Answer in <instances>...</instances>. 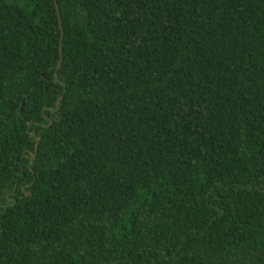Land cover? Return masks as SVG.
I'll list each match as a JSON object with an SVG mask.
<instances>
[{"label":"trees","instance_id":"trees-1","mask_svg":"<svg viewBox=\"0 0 264 264\" xmlns=\"http://www.w3.org/2000/svg\"><path fill=\"white\" fill-rule=\"evenodd\" d=\"M0 264H264V0H0Z\"/></svg>","mask_w":264,"mask_h":264},{"label":"water","instance_id":"water-1","mask_svg":"<svg viewBox=\"0 0 264 264\" xmlns=\"http://www.w3.org/2000/svg\"><path fill=\"white\" fill-rule=\"evenodd\" d=\"M56 11L58 13V18H59V24H60V28H61V36H60V45H59V60H58V63H57V66H56V70L60 67L61 63H62V48H61V41H62V37H63V32H62V27H61V22H60V15H59V9H58V6H56ZM54 77L56 78V71L54 72ZM63 84V83H62ZM61 99V96H58V98L56 99V108H57V105L59 103ZM55 109H52L50 108L51 110H56ZM50 123V122H49ZM39 139L37 138V142L35 144V150L37 148V143H38ZM32 157H34V155H32Z\"/></svg>","mask_w":264,"mask_h":264}]
</instances>
